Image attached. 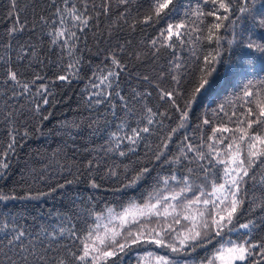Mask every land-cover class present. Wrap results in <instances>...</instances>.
Here are the masks:
<instances>
[{"label": "snow or ice", "instance_id": "6c2138e0", "mask_svg": "<svg viewBox=\"0 0 264 264\" xmlns=\"http://www.w3.org/2000/svg\"><path fill=\"white\" fill-rule=\"evenodd\" d=\"M10 3L12 26L0 37V124L8 136L6 150L0 151V180L7 177V158L20 141L45 135L57 82L87 83L81 93L83 118L49 130L56 146L33 154L39 170L25 163L21 182L28 186L27 194L0 185V264H117L133 245L194 251L237 226L245 235L226 244L217 240L221 246L201 264H264V235H253L264 230V81L257 88L251 80L242 82L249 69L228 70V87L241 82L235 110L229 113L225 104L217 105L193 129H210L211 135L194 140L185 133L181 138L191 126L193 105L220 78L216 65H222L225 39L220 30L235 23L237 12L250 14L248 0H204L211 10L185 13L188 19L168 23L132 52L127 51L128 42L107 47L95 66L86 56L89 33L92 40L110 42L125 28L135 32L158 23L176 9L177 0H151L142 18L132 15L133 0H47L31 24L20 18L27 9L19 7V0ZM258 24L264 28V18ZM232 45L228 39V48ZM247 48L264 54V45L249 41ZM161 60L164 66L152 76L130 67L132 61ZM49 64L51 77L42 71ZM97 136L102 137L98 144L92 139L82 148L77 145L80 138ZM141 146L146 156L151 153L150 163L167 165L169 173L157 176L146 199L107 206L105 214L94 196L74 194V185L86 183L96 190L102 187L100 181L121 175L127 180L124 188L140 185L153 171L140 166L138 159L132 161ZM215 165L220 167L213 176ZM181 168L186 174L177 175ZM37 182L47 184L48 191L33 194ZM209 186L211 191H206ZM58 191H64L68 203L63 212H49L47 220L16 209V201L39 200ZM154 264L176 262L155 256Z\"/></svg>", "mask_w": 264, "mask_h": 264}, {"label": "trees", "instance_id": "16d2710c", "mask_svg": "<svg viewBox=\"0 0 264 264\" xmlns=\"http://www.w3.org/2000/svg\"><path fill=\"white\" fill-rule=\"evenodd\" d=\"M150 3L151 0H133L134 10L132 15L136 16L139 13L142 18L143 13L149 8ZM237 3H244V0H237ZM248 5L250 14L237 12L236 16L233 17L235 23L230 25L227 30H220L221 34L225 37V39L221 41L222 65H216L220 70V78L218 79L216 87L204 96L199 97L193 105L191 112V126L184 130V133L181 134V138L185 133L193 136L194 140H198L201 134L211 135L210 129H201L200 132H194L193 129H195L196 125L200 123V117H202L205 112L211 113L217 105L225 104V110L229 113L235 110V94L239 91L241 82H236L235 87H228L224 79L225 76L231 75L228 70L235 69L238 66H243L249 69L248 75L242 82L251 80L257 88H260V82L264 81V54L256 51L255 48H247L249 41L255 44L264 45V28L260 27L258 24V21L261 18H264V0H248ZM19 7L21 9H27L23 12V15L20 18L26 19V21L31 24L34 21V18L47 7V0H19ZM197 8L208 11L211 10L212 5H205L204 0H177L176 9L168 16L162 18L158 23L145 25L142 28H138L135 32H130L125 28L123 31L114 34L110 42L107 40H103L102 42L92 40V34L89 33L88 47L90 52H87L86 56L95 66L103 61V49L107 47H114L117 44H125V42H128L127 51L132 52L137 48L141 41L146 42L149 38L155 37L161 29L167 27L168 23L175 22L179 19H188L192 11ZM10 10V0H0V37H3L7 32V29L12 26V21L9 16ZM185 13H188L189 16H185ZM237 17H239V19H237ZM212 19L213 18L211 17L207 18V20ZM106 23L107 22L105 21V24ZM25 38H27V34H25ZM228 39L233 40V45L230 49L227 46ZM98 49L100 50V55L96 54ZM51 59L55 60L56 58L53 56ZM163 66V60H161L159 64H153L150 61H145L143 63L132 61L130 65L133 72H139L149 76L154 75ZM40 70L41 69H37V71ZM53 70L51 64L42 69V71L47 73L50 77L52 76ZM85 71L88 75L91 74L88 69H85ZM86 83L87 80H74L69 86L57 82L56 86L52 89L54 93L53 103L47 108V111L51 113V116L48 121L44 122L45 135L37 134L27 141H20L19 146L15 149V154H10L7 158L10 168L8 169L7 177H5L6 183L5 180H0V185H4L6 188L15 187L16 191L20 194H27L28 186L21 182V172L24 169L25 163L27 162L30 167L35 166L37 170H39L41 165L38 161L34 162L35 157L33 154L36 153L37 150H39L40 153H45L46 150H50L56 146V137L48 135L47 133L49 130H54L59 123L65 120L72 121L83 118L80 114L82 111L81 93L83 92ZM133 83H135V81H133ZM228 101H232L233 104L229 105ZM228 126L233 127L231 124ZM225 135L228 134L226 133ZM92 139H95L98 144L102 137H83L77 140V145L82 148L86 144H91ZM7 143L8 136L6 134V129L0 124V151L6 150ZM178 143L179 142L177 141L171 146L173 153H175ZM146 151L147 149L144 146H141L138 150L137 156L132 157V161L139 160L140 166H148L150 169H153L147 179L142 181L140 185L132 188H124V184L127 183V180L121 175L119 178L111 177L100 181L102 187L96 190L90 189L86 183L74 185V194H79L83 197L94 196L96 198L95 203L100 208L104 209L105 212L107 206L117 207V205L121 203L127 206V203L130 200L137 203L141 202L142 199H146L148 194L152 191L156 184L157 176L169 174L167 165H158L154 160L150 163L149 156L151 153L149 152L148 156H146ZM200 163L207 164V161H202ZM219 167V165H215L212 168L213 176L218 171ZM184 174H186V169L184 168H181L177 173V175ZM56 178L58 179L59 177ZM211 178L212 177H210V179ZM51 182L54 183L55 180ZM195 183L199 185L200 181L196 180ZM173 187H176V185L173 184ZM163 188L164 186L161 185L162 190ZM114 189L121 190L113 191ZM32 191L33 194H35L36 191H48V186L43 182H37L33 186ZM206 191H211L210 186ZM189 195H191V193H189ZM197 195H199V193H197ZM14 203L17 210H23L26 214L30 213L32 216H37L38 219L44 221L47 220V214L49 212H63L68 201L64 191H58L52 196L43 197L39 200L16 201ZM180 211L181 210L178 208L177 212ZM182 214L186 215L187 213ZM29 219H31V216ZM255 219L260 220L261 217L256 216ZM169 220H171V217H169ZM241 222L245 221L242 220ZM184 223L186 222L182 220V224ZM151 226L152 225H150V227ZM176 227L179 228L180 226L177 225ZM245 231L246 230L238 229V226L237 230L233 232H228L227 229H225L222 238L216 237L211 244L205 243L203 246L197 247L194 251L189 249L181 253H174L167 248L158 247L151 243L133 245L130 250L120 255L117 264H140L141 257L147 253L164 254L175 258H196L204 260L205 258H210L216 249L219 248L220 244L216 243L217 240H221V243L229 239L238 240L245 235ZM253 235L258 238L259 236L264 235V230L257 231Z\"/></svg>", "mask_w": 264, "mask_h": 264}, {"label": "rangeland", "instance_id": "374dc122", "mask_svg": "<svg viewBox=\"0 0 264 264\" xmlns=\"http://www.w3.org/2000/svg\"><path fill=\"white\" fill-rule=\"evenodd\" d=\"M52 175L54 176L55 173L53 172ZM105 214H107V213L105 212ZM227 241L228 240H225L222 243L226 244ZM220 246H221V244H220ZM152 254H153V257H149L148 253L145 254L144 256H142L140 264H154V257L155 256H166V257L174 260L176 262V264H201V261H203V260H199L196 258H175V257L167 256L164 254H157V253H152Z\"/></svg>", "mask_w": 264, "mask_h": 264}]
</instances>
